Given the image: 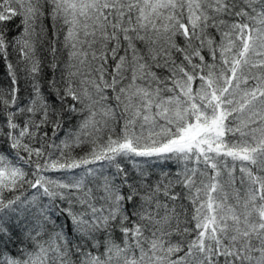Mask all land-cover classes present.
<instances>
[{
    "label": "snow or ice",
    "instance_id": "snow-or-ice-1",
    "mask_svg": "<svg viewBox=\"0 0 264 264\" xmlns=\"http://www.w3.org/2000/svg\"><path fill=\"white\" fill-rule=\"evenodd\" d=\"M0 264H264V0H0Z\"/></svg>",
    "mask_w": 264,
    "mask_h": 264
}]
</instances>
